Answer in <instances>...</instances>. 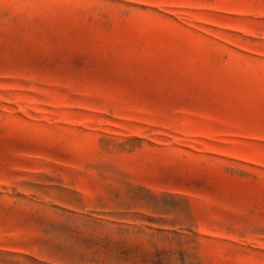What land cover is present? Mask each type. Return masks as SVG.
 Returning a JSON list of instances; mask_svg holds the SVG:
<instances>
[{
	"label": "rangeland",
	"instance_id": "obj_1",
	"mask_svg": "<svg viewBox=\"0 0 264 264\" xmlns=\"http://www.w3.org/2000/svg\"><path fill=\"white\" fill-rule=\"evenodd\" d=\"M0 264H264V0H0Z\"/></svg>",
	"mask_w": 264,
	"mask_h": 264
}]
</instances>
